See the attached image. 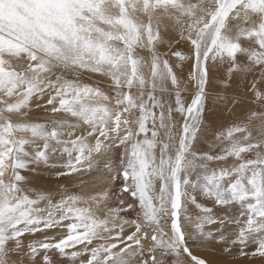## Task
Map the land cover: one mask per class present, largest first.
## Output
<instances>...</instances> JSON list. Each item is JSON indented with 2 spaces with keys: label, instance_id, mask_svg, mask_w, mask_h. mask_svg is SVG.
<instances>
[{
  "label": "snow or ice",
  "instance_id": "snow-or-ice-1",
  "mask_svg": "<svg viewBox=\"0 0 264 264\" xmlns=\"http://www.w3.org/2000/svg\"><path fill=\"white\" fill-rule=\"evenodd\" d=\"M257 261L264 0H0V264Z\"/></svg>",
  "mask_w": 264,
  "mask_h": 264
},
{
  "label": "rangeland",
  "instance_id": "rangeland-1",
  "mask_svg": "<svg viewBox=\"0 0 264 264\" xmlns=\"http://www.w3.org/2000/svg\"><path fill=\"white\" fill-rule=\"evenodd\" d=\"M85 179H88V178L85 177ZM49 180H50V178L47 177V176L45 175V176H42V177L40 178V180L38 181V183H41V184H47V183L49 182ZM54 184H55V182H54ZM52 186H53V182H52ZM74 190H76V189H74ZM86 190L91 191V190H92V189H91V186H90V185H87V186H86ZM256 264H259V261H257Z\"/></svg>",
  "mask_w": 264,
  "mask_h": 264
},
{
  "label": "bare ground",
  "instance_id": "bare-ground-1",
  "mask_svg": "<svg viewBox=\"0 0 264 264\" xmlns=\"http://www.w3.org/2000/svg\"><path fill=\"white\" fill-rule=\"evenodd\" d=\"M53 186H54V181H53ZM55 259V258H54Z\"/></svg>",
  "mask_w": 264,
  "mask_h": 264
}]
</instances>
